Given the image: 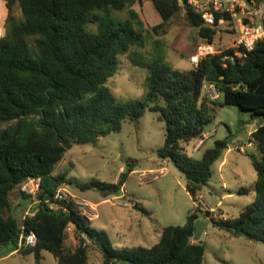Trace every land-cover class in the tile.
Wrapping results in <instances>:
<instances>
[{
	"label": "trees",
	"instance_id": "16d2710c",
	"mask_svg": "<svg viewBox=\"0 0 264 264\" xmlns=\"http://www.w3.org/2000/svg\"><path fill=\"white\" fill-rule=\"evenodd\" d=\"M4 1L8 16L0 37V259L17 252L22 234L29 231L37 243L22 253H34L39 263L49 251L58 264H87L90 241L102 251V264H204L206 245L194 241L201 209L192 211L184 226L164 227L152 247L119 249L105 230L91 226L74 200L56 198L58 190L71 183L67 172H56L69 148L95 144L121 131L124 121H139L147 110L159 113L166 124L159 158L172 161L185 175L194 202L231 139L217 140L200 159L187 155L184 145L204 138L218 107L236 106L263 118L252 134L258 144L252 155L255 185L239 190L240 195L254 193V201L238 217L211 221L233 236L264 243V39L250 51L233 46L203 57L198 66L177 70L167 61V44L160 36L185 10L178 0H153L162 22L150 30L135 9L140 0ZM16 6L22 19L15 14ZM124 11L127 18L119 16ZM186 14L189 24L213 44L219 26L205 25L192 8ZM222 16L217 14L218 19ZM152 33L159 38L150 42ZM121 55L148 72L142 99L121 101L107 87ZM206 84L215 85L222 102L208 97ZM127 176L123 171L116 183L78 186L120 195ZM29 178L41 179L35 214L22 220L7 215L12 193ZM204 213L207 219L209 212ZM68 228L80 235L74 248L66 246Z\"/></svg>",
	"mask_w": 264,
	"mask_h": 264
},
{
	"label": "rangeland",
	"instance_id": "374dc122",
	"mask_svg": "<svg viewBox=\"0 0 264 264\" xmlns=\"http://www.w3.org/2000/svg\"><path fill=\"white\" fill-rule=\"evenodd\" d=\"M135 9L149 30L162 22L153 0L137 4ZM15 14L18 19L23 18L19 6H16ZM7 16L6 3L0 0L2 33ZM119 16L127 18L128 11ZM149 38L152 42L159 36L152 33ZM160 38L167 44V61L177 70L192 68L190 57L208 42L200 36L197 28L189 24L185 10L171 21L167 33ZM235 40L234 24L225 23L217 28L213 44L216 51H223L235 46ZM119 60L118 72L108 81L107 87L121 101L142 99L147 92V70L133 65L128 55H121ZM219 100L222 102L223 98ZM262 123V117L253 118L249 112L241 111L236 106L218 107L211 124L205 128L206 142L200 150L194 149L199 139L184 145L187 155L200 159L207 149L214 147L217 140L229 137L231 147L242 145L246 152L242 153L237 148L229 157L234 160L237 158L238 162L232 160L221 167L220 159L213 165V177L201 194L209 206L218 209L215 219L222 218L219 215L221 211L225 218L238 217L240 211L254 201V194L240 195L238 190L255 185L252 155L257 151L247 146V132ZM165 139V122L160 120L159 113L147 110L139 121H124L121 131L101 137L95 144L73 145L56 167L57 173L67 172L71 182L61 187L62 194L66 199L74 200L80 211L79 204H94L97 216L89 220L91 226L105 230L116 248L152 247L159 241L164 227L184 226L189 214L201 209L186 190L185 175L172 161L159 158L157 151L164 145ZM123 171L128 176L126 187L120 195L105 196L97 189L83 190L78 186L98 181L116 183ZM221 174L228 184L226 189L234 191L231 197H226L228 192L223 189ZM35 202L36 198L25 196L18 188L11 195L12 207L7 215H15L16 204ZM199 218L209 222L201 236V241L206 245L204 264H264V243L246 236L236 237L216 227L211 220L206 219L202 209ZM68 233L67 248L78 246L80 235L76 234L74 228H68ZM87 246V264H102V251L90 241H87ZM42 255L43 259L39 263L34 253L17 252L0 259V264H58L51 252L44 251Z\"/></svg>",
	"mask_w": 264,
	"mask_h": 264
},
{
	"label": "built area",
	"instance_id": "2783aa9c",
	"mask_svg": "<svg viewBox=\"0 0 264 264\" xmlns=\"http://www.w3.org/2000/svg\"><path fill=\"white\" fill-rule=\"evenodd\" d=\"M146 1V0H140ZM181 6H185L182 0H178ZM186 5L199 14L205 25L216 27L225 23H232L238 32V41L235 46L243 47L246 50H252L256 43L264 39V1L259 0H186ZM221 13L223 16L218 19L217 14ZM228 16V18L226 17ZM0 30V37L2 36ZM217 51L214 44L205 43L199 47L197 53L190 57V63L193 66H198L200 60L209 55L215 54ZM206 93L211 100H219L221 98L220 92L213 84H206ZM243 152H245L242 149ZM162 173H164L162 171ZM20 189L23 194L36 198L41 190V179L29 178L21 186ZM57 199H66L59 189L56 194ZM197 206L204 212H209L207 220L215 218L218 209L209 206L202 195L197 196ZM81 213L88 220H93L96 215V207L89 202L81 204ZM57 208L56 205H52ZM35 212L30 211L28 215H34ZM23 234L21 236V240ZM20 240V246H21ZM37 243V236L30 232L26 238V246H34Z\"/></svg>",
	"mask_w": 264,
	"mask_h": 264
},
{
	"label": "crops",
	"instance_id": "0c3cea01",
	"mask_svg": "<svg viewBox=\"0 0 264 264\" xmlns=\"http://www.w3.org/2000/svg\"><path fill=\"white\" fill-rule=\"evenodd\" d=\"M3 30V27L2 26H0V30ZM236 42L238 41V32L236 31V40H235ZM236 42H235V45H236ZM262 124H260V125H258V127H260ZM258 127H252V128H250L249 130H248V132H247V134H248V140H249V142H248V147L249 148H251V149H253L254 151H257V149H258V144L254 141V139L252 138V134L258 129ZM206 134L207 133H205L204 134V138L202 139V140H200L199 142H198V144L194 147V149L195 150H200V148L202 147V145L206 142ZM236 141V139H234L233 140V142H235ZM237 148H239L240 149V152H242V153H246V152H243L242 151V149H243V147H242V145H239V147L238 146H236L235 148H233V147H229V149L224 153V156L222 157V163H221V167H225L226 165H228V164H230L231 162H232V160H234V159H232V158H230L229 157V154L230 153H233L234 151H235V149H237ZM244 150V149H243ZM245 151V150H244ZM238 159L236 158L234 161L235 162H238L237 161ZM164 161H166V160H164ZM252 163H253V160H252ZM221 177H222V180H224V183H223V189H225L227 192H228V194L226 195V197H231V196H233L234 195V191H232V190H229V188H227L226 189V187H228V184H227V182H226V180L224 179V176H222V174H221ZM256 181V180H255ZM125 187H126V183H125V185H124V187H123V190L125 189ZM243 188V187H242ZM241 189V188H240ZM239 189V190H240ZM239 190H238V194H239ZM251 194H254V193H251ZM255 196V195H254ZM220 204V203H219ZM36 204L34 203V204H16V206L14 207V209H16L15 210V216H20L21 217V219H23L24 217H25V215H28V213L30 212V211H32V207L33 206H35ZM241 212V211H240ZM219 215H220V217H223V218H225L224 217V215H223V211H221L220 213H219ZM17 252H15V253H13V254H11V255H14V254H16Z\"/></svg>",
	"mask_w": 264,
	"mask_h": 264
},
{
	"label": "water",
	"instance_id": "95a60500",
	"mask_svg": "<svg viewBox=\"0 0 264 264\" xmlns=\"http://www.w3.org/2000/svg\"><path fill=\"white\" fill-rule=\"evenodd\" d=\"M183 1V4L185 5L184 6V9L186 11L189 10V7L186 5V0H182ZM137 208V207H135ZM209 225V222L208 221H205V220H198L196 222V228H195V231H194V241L196 242H202L201 241V236L202 234L205 232L206 228L208 227ZM30 232L29 231H25L23 233V238L21 240V246H20V249L17 251L19 253H22L23 250L25 249L26 247V238L29 236Z\"/></svg>",
	"mask_w": 264,
	"mask_h": 264
}]
</instances>
